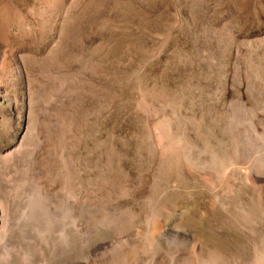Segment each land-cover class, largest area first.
I'll return each instance as SVG.
<instances>
[{"label":"rangeland","instance_id":"obj_1","mask_svg":"<svg viewBox=\"0 0 264 264\" xmlns=\"http://www.w3.org/2000/svg\"><path fill=\"white\" fill-rule=\"evenodd\" d=\"M0 204V264H255L264 0H0Z\"/></svg>","mask_w":264,"mask_h":264},{"label":"bare ground","instance_id":"obj_2","mask_svg":"<svg viewBox=\"0 0 264 264\" xmlns=\"http://www.w3.org/2000/svg\"><path fill=\"white\" fill-rule=\"evenodd\" d=\"M28 196V195H27ZM38 197V196H37ZM38 200V199H37ZM37 200L35 199L34 200V202H33V206H32V209H31V217H32V220L34 219V224H36L35 225V227L37 226L38 228L37 229H40V230H42L43 232L45 231V232H47L48 230H49V224H51V220L50 219H42V220H40V218H39V213H41V210L42 209H44V210H46L48 213L47 214H49L50 216H51V218H52V220H53V224H51L52 226H54V225H56V223H58V221L57 220H55L54 219V215H55V209H53L54 207H52V206H48V207H46V206H43L42 204H40V202H37ZM4 204V203H3ZM5 207V206H4ZM1 204H0V250H2V247L4 246V244L5 243H3L4 242V239H5V230L7 229V227H9V225H10V220L8 219V216H7V212L5 211V208H4ZM23 214H24V212H23ZM49 215H47V216H49ZM26 216V215H25ZM24 216V217H25ZM46 216V215H45ZM56 216V215H55ZM26 217H28V216H26ZM57 217H59V216H57ZM29 218V217H28ZM47 218V217H46ZM51 226V227H52ZM52 228H54V227H52ZM58 231V230H57ZM59 231H61V230H59ZM58 231V232H59ZM38 232V231H37ZM56 232V231H55ZM56 235H57V233H56ZM58 237H62V234L61 233H59V235H57ZM138 237V236H137ZM164 237V236H163ZM183 238V237H182ZM135 239V238H134ZM161 239V238H160ZM174 239V238H173ZM10 240V239H9ZM133 241V240H132ZM138 241V240H137ZM130 243V242H129ZM8 244V243H7ZM6 244V245H7ZM164 247V246H163ZM33 248V247H32ZM178 248V247H177ZM5 252V251H4ZM18 254V253H17ZM55 254V253H54ZM23 256V255H22ZM24 257V256H23ZM31 257V256H30ZM29 260H30V258H28ZM65 259V258H64ZM79 260H75V261H61L59 264H83L82 263V260H80V258H78ZM6 260V259H5ZM12 260V259H11ZM17 260V259H16ZM22 260V259H21ZM8 261V260H7ZM23 261V260H22ZM29 262V261H28ZM30 262L32 263V261L30 260ZM23 263H25V262H23ZM14 264V263H13Z\"/></svg>","mask_w":264,"mask_h":264},{"label":"clouds","instance_id":"obj_3","mask_svg":"<svg viewBox=\"0 0 264 264\" xmlns=\"http://www.w3.org/2000/svg\"><path fill=\"white\" fill-rule=\"evenodd\" d=\"M208 264H220L219 257L214 255L213 258L209 260ZM255 264H264V252L259 253Z\"/></svg>","mask_w":264,"mask_h":264}]
</instances>
